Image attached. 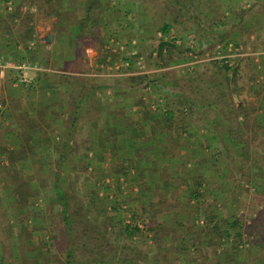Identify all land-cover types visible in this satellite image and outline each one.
Returning a JSON list of instances; mask_svg holds the SVG:
<instances>
[{"label": "rangeland", "instance_id": "rangeland-1", "mask_svg": "<svg viewBox=\"0 0 264 264\" xmlns=\"http://www.w3.org/2000/svg\"><path fill=\"white\" fill-rule=\"evenodd\" d=\"M87 1L61 0L49 8L43 1L34 7L24 5L20 17L12 22L7 16L13 10L3 12L0 32L16 37L25 46L29 42L38 43L40 35L55 34L56 39L64 41L71 34L69 26L79 24V34L73 33L77 43L73 51L84 58L85 49L92 48L97 53L96 63L108 66L106 59L111 57L112 72L135 73L120 76L118 83L133 90L127 97L135 104L151 102L144 117L155 123L153 134L158 130L156 123L168 115L165 111L173 108L170 130L182 133L197 129L203 136L198 135L194 142L192 156L172 157L159 167L153 160L146 179L157 177L163 184L149 189L140 172L123 176L115 162L97 173L84 171L89 159L77 158L86 150V144L81 142H75V156L60 159L52 157L51 151H40V157L32 159L39 150L25 144L7 150L4 113L0 111V250L4 257L0 264H66L68 252L71 253L68 264H197L217 249L210 232L213 223L217 220L225 229L228 224L223 221L234 218L240 221L238 230L242 232L243 244L233 255L236 258L232 264H264V145L253 136L251 127L238 128L236 117L240 112L237 100L232 99L237 90L231 88L237 81L236 75L232 76L233 69L225 70L221 62L212 59L222 53V44L231 41V32L224 31L232 26L228 21L229 14L233 18L229 7L253 0H234L233 5L229 0H178L183 4L180 12L175 0H98L102 7L95 15L96 23L86 20L82 30L80 23ZM51 5L57 11L48 15ZM261 5L257 0L249 8L260 9ZM189 6L190 12L186 9ZM0 8H4L2 3ZM51 18L60 27L51 23ZM163 23H172V36L178 37L183 46L164 53L160 59L156 49L158 28ZM28 27H32L30 41L27 38L30 36L24 33ZM110 39L113 40L110 48H104ZM186 48L192 55L188 60L195 62L187 65L191 70L180 74L177 64L184 58ZM59 52L56 56H60ZM123 59H130L128 66ZM74 63L81 66L77 61ZM83 69L90 71L87 66ZM102 69L107 67L96 70ZM147 70L155 74H150L149 89L142 90V77L137 73ZM256 72L249 68V73ZM160 73H164L167 84H163ZM155 80H159L156 86ZM216 104L222 105L220 109L227 107L231 134L225 139L218 135L216 140H207L212 128L214 133L218 130L209 126L210 118L206 117L213 114L210 108ZM219 129L225 130L222 126ZM79 130L83 135L85 127L80 126ZM262 132L258 130L256 136L264 138ZM168 144L173 150L188 143ZM172 162L175 163L170 167ZM125 163L126 169L133 170L129 168L134 165L132 160L120 164ZM15 175L29 183L35 192L25 203L12 195ZM120 176L125 184L128 182L125 189L117 182ZM199 180L201 185L197 189L201 196L191 198V189H196ZM138 181H143V186ZM54 184L62 192L61 199L55 195ZM128 224L137 225L141 233L128 237L125 232ZM218 247L230 251L228 244Z\"/></svg>", "mask_w": 264, "mask_h": 264}, {"label": "crops", "instance_id": "crops-1", "mask_svg": "<svg viewBox=\"0 0 264 264\" xmlns=\"http://www.w3.org/2000/svg\"><path fill=\"white\" fill-rule=\"evenodd\" d=\"M232 1L234 0H229L230 5H233ZM255 1L257 0H253L252 3ZM260 1L262 3L260 9L253 7L250 10L251 1L239 4L240 6L237 7H229V13L232 12L233 18L231 19V14H229L228 21L232 26L224 29L225 32L227 29L231 32L229 34L231 41L222 44L221 54H227L230 51L235 53L229 68L234 70L232 76L236 75L234 78L237 80L233 82L231 88L237 90L233 93L232 99L237 100L236 106L241 112L236 117L238 126L243 121L242 115L252 109L251 120L264 127V2ZM16 2L17 0L0 1L4 6L0 8V14L12 11ZM53 19L49 21L60 27ZM78 25L69 26V33L72 35L67 36L64 41L60 37L56 39L55 34L40 35L38 43L29 42L25 46L19 43L16 37L0 32V111L4 113L2 119L5 127L3 132L5 131L6 149H18L25 144L28 148L33 146L34 150H39V154L36 152L32 159H38L40 151L48 153L51 151L52 157L60 159L69 155L75 156L73 152L75 142H81L86 144V150L83 154H78L77 158L89 159L84 171L97 173L103 169L106 170L108 166L111 167L110 164L115 162L120 165L119 173L124 174L123 176L132 175L135 171L140 172V175L144 177V182H142L146 188L152 189L157 184L158 186L163 184L157 177L146 179L151 162L154 160V163L157 162L156 166L159 167L162 162H170L172 157L192 156L194 142H197L198 135L203 136V133L197 129L182 133L170 130L169 124L172 121L171 110L173 109L170 108L165 111L168 115L160 119L161 123H156L158 130L156 134H153L152 129L155 123L149 117V119L144 117V110H149L151 102H145V97H143L142 104H135L130 97H127V93L133 90L128 85L123 86L118 83L120 76H133L135 73L112 72L111 57L106 59L109 61L108 66L96 63L94 58L97 53L92 48L85 49L84 58L80 53H75L72 48L75 44L73 33L79 31ZM158 36L159 42L160 32ZM164 40H171V38L164 37ZM106 41L104 48H110V42L113 40ZM174 42L180 47L183 46L178 38ZM191 42H195V39ZM58 51H60V56H56ZM30 60L39 64L38 70L20 71L4 66L6 63ZM128 60L123 59L122 62L125 61L124 63L128 66L130 59ZM75 61L81 66L76 65ZM180 62L177 64L180 74L192 69L187 67L189 60ZM70 64H73V67ZM86 66L89 72L84 71L83 68ZM103 67L107 69H102V72L96 70ZM117 67L118 65L114 62V68ZM250 67L257 72L249 73ZM107 70L109 71L105 72ZM150 74L155 73L151 70L137 73L142 78L144 77L142 90L149 89L152 82L149 79ZM160 74H163L161 75L164 80L163 84H167L164 73ZM21 77L24 78V82L19 81ZM158 82L159 80L154 81L155 86L159 84ZM235 83L236 86H234ZM173 93L177 94V92ZM218 105L216 104L213 108L209 107L211 111L212 109L214 111L213 114L208 113L206 116L207 119L210 118L209 126L218 129L214 133L212 128L207 140H216L218 135L225 139L224 137L231 134L228 129L232 122L225 113L227 107L223 106L220 109L222 105L220 104V107ZM196 109L200 110L199 107ZM151 112L154 113L152 110ZM80 126L85 127L83 135L79 134ZM220 126L225 130H220ZM182 141L188 144L178 149H170L168 143ZM58 146L60 148H57ZM103 159L104 164H102ZM128 160L133 161L134 165L129 167L133 170L126 169L124 167L128 168L126 163L120 164ZM177 162L180 161L177 160ZM173 163L175 162L170 163L169 166L171 167ZM131 177L134 178V176ZM166 180L164 179V185L167 184ZM117 182H120L122 189H125L124 185L128 184V182L126 184L123 182L121 176ZM142 182L139 183L142 185Z\"/></svg>", "mask_w": 264, "mask_h": 264}, {"label": "trees", "instance_id": "trees-1", "mask_svg": "<svg viewBox=\"0 0 264 264\" xmlns=\"http://www.w3.org/2000/svg\"><path fill=\"white\" fill-rule=\"evenodd\" d=\"M45 2L48 4V8L49 5L52 3H55V6L58 2H60L61 0H20V3L16 4L14 6V9L11 13H9V15L7 17H9L10 21H14L16 18L20 17V13H21V8H23L24 5H29V6H37L39 5L41 2ZM177 2V6H178V12H180L182 10L183 4L180 2H178V0H175ZM174 2V1H173ZM55 6L51 5L50 9L48 12H46L48 15H52V13H54L56 10ZM102 7V3H100V1L98 0H88L87 1V5H86V9H85V16L83 18V21L80 23V27L83 30L84 29V21L89 20L92 23H96L97 21V17L95 18V15L98 14V12H100ZM190 6L187 7V11L190 12ZM56 13V12H55ZM99 16V15H97ZM172 23H163L158 29L159 32L161 34L160 36V41L158 42L157 45V49H156V54L157 57H159L160 59H162V56L164 55V53L166 52H170L173 50H179V46L174 42V40L176 41V36H172ZM1 28V27H0ZM8 28V27H7ZM24 33L28 34V36H30V34L32 33V27H28L25 29ZM164 37H170L171 40H164ZM28 40H32L33 37H27ZM175 38V39H173ZM178 38V37H177ZM27 40V41H28ZM189 52H191V50L189 48H186L184 50V52L182 54L184 55V58L182 59V61H187L190 58H192V55L189 56ZM182 56V55H181ZM190 60V59H189ZM181 61V62H182ZM165 64V63H163ZM223 68L225 70L230 69L228 65L226 64H222ZM142 76H139V78L141 79ZM133 78V77H132ZM144 78V77H143ZM143 78H142V82H143ZM148 78V77H147ZM141 102V101H140ZM245 112V111H243ZM253 112V110H251L250 112L246 113H242L243 115V121L241 122V125L238 127L239 129H246V128H250L251 127V132L253 134L254 137L260 138V144L263 146L264 145V138L258 137L256 135L258 130H262V134H264V128L262 129L260 127L259 124L255 123L254 121L251 120L250 117V113ZM241 113V112H240ZM243 131V130H242ZM242 131H240L241 133H243ZM261 134V133H259ZM231 140L234 141L236 140L235 138L231 137ZM242 141V140H241ZM241 145V143H238V146ZM201 180H199L195 186L196 189H191L190 192V196L191 198L194 199H198L201 196L200 191L197 189L198 186L201 185ZM13 183H14V188L12 190V195L15 196V199H18L20 201H22V203H25L28 201L29 197H33L35 195V192H32V189H30L29 183H27L23 178H17V175H15L13 177ZM55 187V195L61 199V195L62 192L60 190V188L58 187L57 184H54ZM65 212V210H64ZM219 221H215L213 223V227L211 228L210 232L213 236L212 240L214 243V247H217V249H214L213 255L211 257H207L206 260L201 261L200 263L198 262L197 264H232L233 260L236 258L235 255L238 251V247L239 245L243 244V237H242V232H240V230H238L239 228V219L234 218L233 220L227 222V221H223L225 223L228 224V227H226L225 229L223 227H221V225H218ZM126 235L128 237H132L133 234L139 232L141 233L140 229L137 227V225L131 226V225H126V229H125ZM194 240V239H193ZM211 240V239H210ZM248 240V239H247ZM220 244H228L230 245V251H224L222 249H219L218 246H220ZM194 245V243H193ZM71 257V253L68 252L67 253V263L69 262V259ZM0 261L3 262L4 261V257L2 254V251L0 250Z\"/></svg>", "mask_w": 264, "mask_h": 264}, {"label": "built area", "instance_id": "built-area-1", "mask_svg": "<svg viewBox=\"0 0 264 264\" xmlns=\"http://www.w3.org/2000/svg\"><path fill=\"white\" fill-rule=\"evenodd\" d=\"M230 51V50H229ZM235 56V53H232L230 51L227 54H221L219 53L215 57H212V59H217L222 64H226L228 66L232 65V59ZM195 61L189 62V65H193ZM4 66L11 67L20 71H27V70H38L39 64L36 61H20L18 63H6ZM19 81L24 82V78L21 77Z\"/></svg>", "mask_w": 264, "mask_h": 264}]
</instances>
